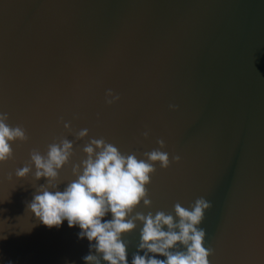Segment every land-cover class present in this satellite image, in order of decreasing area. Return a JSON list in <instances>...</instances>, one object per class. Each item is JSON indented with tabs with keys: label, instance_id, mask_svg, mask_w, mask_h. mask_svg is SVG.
<instances>
[{
	"label": "water",
	"instance_id": "water-1",
	"mask_svg": "<svg viewBox=\"0 0 264 264\" xmlns=\"http://www.w3.org/2000/svg\"><path fill=\"white\" fill-rule=\"evenodd\" d=\"M0 264H264V0H0Z\"/></svg>",
	"mask_w": 264,
	"mask_h": 264
}]
</instances>
